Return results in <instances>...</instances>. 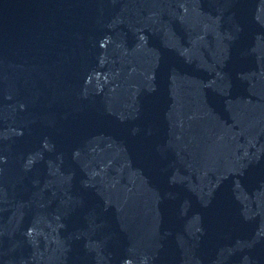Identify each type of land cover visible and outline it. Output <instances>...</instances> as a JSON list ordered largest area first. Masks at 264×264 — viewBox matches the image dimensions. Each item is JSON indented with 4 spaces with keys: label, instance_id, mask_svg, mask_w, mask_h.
Returning a JSON list of instances; mask_svg holds the SVG:
<instances>
[{
    "label": "water",
    "instance_id": "1",
    "mask_svg": "<svg viewBox=\"0 0 264 264\" xmlns=\"http://www.w3.org/2000/svg\"><path fill=\"white\" fill-rule=\"evenodd\" d=\"M0 264H264V0H0Z\"/></svg>",
    "mask_w": 264,
    "mask_h": 264
}]
</instances>
